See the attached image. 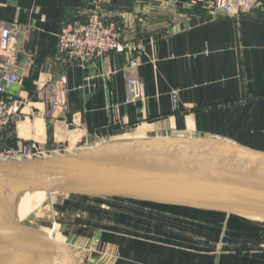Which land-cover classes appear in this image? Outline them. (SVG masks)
Masks as SVG:
<instances>
[{
	"label": "crops",
	"instance_id": "obj_1",
	"mask_svg": "<svg viewBox=\"0 0 264 264\" xmlns=\"http://www.w3.org/2000/svg\"><path fill=\"white\" fill-rule=\"evenodd\" d=\"M91 1L0 0V26L15 27L0 78L2 70L17 72L22 82L10 94L26 102L1 146L34 139L50 147L57 135L98 139L153 126L264 151V0H250L252 9L235 16L204 4L215 0H106L102 18L117 23L140 53L66 66L58 35L65 21L88 13ZM161 11L169 16L158 18ZM38 80L61 82L67 90L59 116L51 117L45 96L37 94ZM107 201L116 212L80 223L81 239L93 251L83 264H264V223L197 208ZM30 252L24 249L16 264Z\"/></svg>",
	"mask_w": 264,
	"mask_h": 264
},
{
	"label": "water",
	"instance_id": "obj_2",
	"mask_svg": "<svg viewBox=\"0 0 264 264\" xmlns=\"http://www.w3.org/2000/svg\"><path fill=\"white\" fill-rule=\"evenodd\" d=\"M134 134L75 153L0 159V259L18 263L31 248L24 264H83L81 212L46 224L60 241L24 230L7 210L22 191L64 195L77 203L63 206L77 210L80 200L120 198L264 223V151L218 137L161 133L153 126L137 127Z\"/></svg>",
	"mask_w": 264,
	"mask_h": 264
},
{
	"label": "built area",
	"instance_id": "obj_3",
	"mask_svg": "<svg viewBox=\"0 0 264 264\" xmlns=\"http://www.w3.org/2000/svg\"><path fill=\"white\" fill-rule=\"evenodd\" d=\"M106 0H92L91 9L83 18H74L64 22L58 35V54L67 65L78 64L86 66L95 60L111 53H140V46L133 41L122 38V29L115 22L106 21L100 14V6ZM203 4V3H202ZM227 15H238L252 9L250 0H215L205 2ZM203 4V5H204ZM15 41V27L0 26V61L7 56ZM0 78V159H24L40 157V148L34 141H16L12 146H1L9 126L22 119V110L26 102L22 98L10 94L14 86L20 85L21 76L17 72L2 70ZM36 92L45 96V103L51 117L59 116L65 110L67 90L61 82L38 80ZM130 94L134 92V81L127 80Z\"/></svg>",
	"mask_w": 264,
	"mask_h": 264
},
{
	"label": "rangeland",
	"instance_id": "obj_4",
	"mask_svg": "<svg viewBox=\"0 0 264 264\" xmlns=\"http://www.w3.org/2000/svg\"><path fill=\"white\" fill-rule=\"evenodd\" d=\"M167 13L165 11H161L159 13L160 19H166L169 15H166ZM132 129V130H131ZM137 127H132L130 129L124 128V129H118L113 134H110L109 136L103 137V138H90V139H79L75 137H69V138H63L62 136L57 135L55 137V140L50 147H43L38 141L34 139L30 140H21V141H34L38 144V147L40 148V157L49 156L51 154H63V153H75L77 151H81L87 148H93L95 145L102 144V143H109V142H115L116 140H119L118 138L113 137H120L126 139H131L135 136L134 132ZM127 132V135L125 137H122L124 133ZM18 200V199H17ZM107 200H111L112 202H116L117 200H120V198H97L96 200H80L78 203L81 204L79 207V210H77L75 207L70 206H63L64 202L69 201L68 198L64 195H46L45 197L40 198H31L29 200L28 206L25 205L23 208L24 211V217L20 222L21 227L24 230L31 231V232H38L42 231L44 235L48 236L49 229L46 228V224L56 221L57 223L62 221H69V218H72L75 214V211H80L78 213L79 216H81V222L86 223L88 220L94 219V221L98 220V217H101L103 215V212H112L113 210L116 212L117 209H111L108 207L105 203L108 202ZM124 200V199H122ZM127 200V199H126ZM132 202H140L135 200H129ZM69 202H75L77 201L70 200ZM150 205L155 206H172V205H165V204H158L154 202H143ZM13 204L11 205V209L8 208L7 210L11 213L12 210H14ZM116 208V207H115ZM84 209V210H83ZM103 210V211H102ZM113 211V212H114ZM220 214H223L228 217H234V218H240L235 215L225 214L223 212H219ZM76 216V215H75ZM54 217V219H53ZM227 220V219H226ZM245 220V219H244ZM249 221V220H247ZM80 222V223H81ZM100 222V220H99ZM253 222V221H252ZM62 227H57L55 229V233L58 231H61ZM87 244V245H86ZM82 247H85V256L82 258L84 260H88L91 258V254H93L91 243L89 240L82 239ZM0 264H3L2 262Z\"/></svg>",
	"mask_w": 264,
	"mask_h": 264
},
{
	"label": "bare ground",
	"instance_id": "obj_5",
	"mask_svg": "<svg viewBox=\"0 0 264 264\" xmlns=\"http://www.w3.org/2000/svg\"><path fill=\"white\" fill-rule=\"evenodd\" d=\"M43 196H44L43 193H32V192H29V191H25V192L22 191V192H20L19 195H18V197H17L18 200L16 201L14 210H12V212L9 213L11 215V217L13 218L14 222L17 223V224H19L21 222V220L24 217L23 208L25 207V205L28 206L29 200L31 198H33V197L35 198L36 197V198L42 199ZM197 209H200V208H197ZM202 210H207V209H202ZM207 211H214V210H207ZM215 212H218V211H215ZM48 232H49V234H48L47 237H49L51 239H54V238H52V231L49 229ZM54 240L60 241L58 238H55ZM9 256H11V255H9ZM9 258L12 260L13 263L10 262V261H5V260L3 261L1 259L0 260H1V262L3 264H16L13 261L12 257H9Z\"/></svg>",
	"mask_w": 264,
	"mask_h": 264
}]
</instances>
